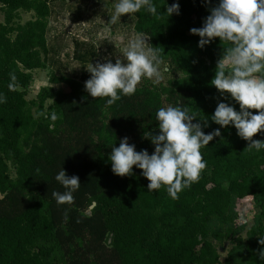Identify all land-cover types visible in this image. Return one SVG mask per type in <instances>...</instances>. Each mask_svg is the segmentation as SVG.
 Here are the masks:
<instances>
[{
  "label": "trees",
  "instance_id": "obj_1",
  "mask_svg": "<svg viewBox=\"0 0 264 264\" xmlns=\"http://www.w3.org/2000/svg\"><path fill=\"white\" fill-rule=\"evenodd\" d=\"M50 1L0 0V264H56L58 257L69 264H264L258 257L264 247L258 242L264 237V149L247 148L250 141L234 126L221 128L209 118L220 101L239 110L210 85L231 42L217 37L201 48L200 37L189 31L202 26L218 0H152L158 16L143 8L133 13V29L182 75L166 85L140 81L132 95L112 105L107 97L89 96L85 80L57 74L50 82L68 90L44 87L36 100L26 98L31 70L46 66ZM166 2H178L179 14L169 17ZM21 9L35 17L16 22ZM47 99L52 103L45 109ZM168 105L186 107L205 133H221L200 148L205 167L176 198L164 186L149 192L135 166L115 175L108 160L123 137L151 154L154 145L144 133H158L155 112ZM252 139L264 140V130ZM61 167L79 177L71 203L57 204L51 195L64 191L54 179ZM250 195L257 214L243 237L235 201ZM226 241L232 245L221 261L218 248Z\"/></svg>",
  "mask_w": 264,
  "mask_h": 264
},
{
  "label": "clouds",
  "instance_id": "obj_2",
  "mask_svg": "<svg viewBox=\"0 0 264 264\" xmlns=\"http://www.w3.org/2000/svg\"><path fill=\"white\" fill-rule=\"evenodd\" d=\"M142 8L159 15L152 0H115L109 22L115 23L122 15L136 13ZM164 11L169 17L178 15L179 3L169 5L166 2ZM209 12L201 27H193L189 31L200 37L198 47L201 48L217 37L231 42L216 62L210 85L222 97H230L239 105V110H236L231 103L220 101L209 118L221 128L234 126L239 137L250 141L247 148L260 151L264 149V140L252 137L264 130V0H218ZM104 31L101 29L98 35L103 36ZM114 39L115 47L124 44L120 48L121 55L115 58L114 63L106 59L105 62L89 64L86 70L90 77L84 81L87 94L92 98L107 97L106 105H112L121 96L132 95L142 77L150 79L153 84L162 79L158 50L148 46L143 33L129 35L126 43L123 35ZM10 79H15L13 74H10ZM4 102L5 97L0 93V103ZM251 109L258 111L254 113ZM48 118L54 121L55 112ZM155 119L158 133H144L154 145L151 154L146 149L137 151L136 146L128 142V137H123L118 146L111 147L108 160L115 175H128L135 166L149 181V192L164 186L168 195L176 198L183 188L197 181L205 167L200 148L220 136V128L205 133L200 122H193L196 116L179 105L159 107ZM204 127H207L206 123ZM54 179L64 189L62 192L52 191L56 203H71L73 192L80 187L79 177L69 176L61 167ZM258 242L264 246V237H260ZM258 257L264 260V247L258 252Z\"/></svg>",
  "mask_w": 264,
  "mask_h": 264
},
{
  "label": "rangeland",
  "instance_id": "obj_3",
  "mask_svg": "<svg viewBox=\"0 0 264 264\" xmlns=\"http://www.w3.org/2000/svg\"><path fill=\"white\" fill-rule=\"evenodd\" d=\"M115 0H51V13L48 17L47 43L49 53L46 57V66L31 70L32 80L26 88V98L36 100L38 93L44 87L53 86L57 90H68L65 83L53 84L50 82L52 74L77 77L87 80L90 73L86 67L91 63L105 62L120 56V48L113 44L114 38L127 37L138 33L133 29L132 14H124L115 23H110V15L114 9ZM35 17L33 11L19 10L15 21L25 23ZM4 21V12L0 5V22ZM105 29L104 35L99 36L98 32ZM146 36V35H145ZM147 37V36H146ZM149 43V38L147 37ZM150 46V45H148ZM161 77L156 85H166L169 81L182 75L181 70L161 61ZM151 81L141 78L140 81ZM152 82V81H151ZM52 103V99H47L45 109ZM34 115H38L37 106L33 105ZM9 173L12 177L16 176L14 164L9 160ZM257 200L254 196L238 198L235 201L237 212L236 224L240 228V235L246 237L247 230L254 223L257 214ZM231 242L226 241L223 246L218 248L221 261H224L231 247ZM56 264H69L64 257H58Z\"/></svg>",
  "mask_w": 264,
  "mask_h": 264
}]
</instances>
